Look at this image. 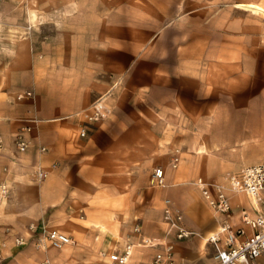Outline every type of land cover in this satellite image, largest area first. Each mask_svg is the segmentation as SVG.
Returning <instances> with one entry per match:
<instances>
[{
	"label": "crops",
	"instance_id": "1",
	"mask_svg": "<svg viewBox=\"0 0 264 264\" xmlns=\"http://www.w3.org/2000/svg\"><path fill=\"white\" fill-rule=\"evenodd\" d=\"M99 98L101 118L86 122ZM0 138L3 252L7 237L45 226L73 242L45 239L36 263L91 264L130 241L131 264L168 242L174 264H215L206 238L220 222L240 224L242 210L264 214L262 200L231 192L230 213H216L191 183L196 168L170 162L179 149L212 175L264 159V0H0ZM158 166L165 183L150 185ZM166 198L196 234L176 239Z\"/></svg>",
	"mask_w": 264,
	"mask_h": 264
},
{
	"label": "built area",
	"instance_id": "2",
	"mask_svg": "<svg viewBox=\"0 0 264 264\" xmlns=\"http://www.w3.org/2000/svg\"><path fill=\"white\" fill-rule=\"evenodd\" d=\"M30 90L21 92L18 98L31 96ZM105 108L102 99H97L91 104L90 110L84 112V120L86 122H94L101 118L102 108ZM36 121V119H32ZM29 125L22 127V131L16 136V147L18 150H24L29 145V140L22 133L30 131ZM84 128L81 129L80 135L85 136ZM1 142V138H0ZM45 150L44 147L41 148ZM181 157L179 149H176L171 159L170 166L176 168L180 163ZM38 180H42L47 176V172L41 168H37L34 172ZM150 182L153 185H163L165 183L164 168L158 166L154 169ZM194 185L200 190L202 197L216 213L229 214L231 211V192L244 193L255 203L262 200L264 205V162H255L243 166L237 174L226 176L224 182H215L208 180L202 176H198L194 180ZM9 195V187L5 182H0V201ZM163 219L175 229L176 239L187 238L192 235V230L186 228L183 224L182 214L175 212L171 200H164ZM241 223L234 224L231 220L220 222L217 231L210 234L207 239L213 243L216 251L213 256L215 264H255L256 260L264 257V214L252 215L246 210L241 211ZM245 226L252 229V234L247 235ZM44 238L55 248L73 242V238L56 229L41 226ZM29 229H37V224L30 223ZM134 231H139V226H134ZM17 245L25 243L22 235L14 237ZM133 254V244L128 241L121 250H113L111 252H102V256L108 258L112 264H131ZM1 257V252H0ZM37 264H51L48 259L39 261ZM149 264H174V244L168 242L163 249L156 252Z\"/></svg>",
	"mask_w": 264,
	"mask_h": 264
},
{
	"label": "rangeland",
	"instance_id": "3",
	"mask_svg": "<svg viewBox=\"0 0 264 264\" xmlns=\"http://www.w3.org/2000/svg\"><path fill=\"white\" fill-rule=\"evenodd\" d=\"M32 94H33V92H32ZM32 94H31V96H32ZM171 129L174 130L175 128L173 127ZM255 162H264V159L254 161V162H250V163H246L245 165L255 163ZM207 163L208 162L206 160H202V161L194 160V161L188 162V160L182 158L179 166L181 164H183L184 167H186L188 169L196 168V170H197L196 176H198V175L206 176L207 178L209 177L211 180H213L215 182H220V181L224 182L226 176H228V175L233 176V175L237 174V172L243 167V166L238 167L240 164H238V163L236 164L235 160L233 159V160H231L229 165H227V166L224 165V167L222 168V173H220V174L215 173V174L210 175L209 173L206 172L208 169ZM193 180L191 181V183L194 187H196L194 185ZM150 185H153V184L150 182ZM8 198H9V195L7 196L6 199H4L2 201L7 200ZM171 203H172V200H171ZM163 208H164V206H163ZM174 211L182 214V212L179 210L174 209ZM162 216H163V210H162ZM182 216H183V214H182ZM162 220H163V217H162ZM0 229H1L0 232H2V225H0ZM38 229L39 230L37 233L35 232V233L26 234V236L24 237L25 243L22 245L15 244L14 236L12 239L7 237L6 241H7L8 246L6 247V249L8 251H7V253H5V252H3V250L0 249V252H1L0 264H37L38 262L36 263V261H38V259L40 258V253H42L46 248H48V246H50L44 238L43 229L40 227H38ZM29 230L32 231L31 229H29ZM194 234H196V232H192V235H194ZM177 240H179V239H177ZM206 240H207V242H209L207 238H206ZM0 247H1V244H0ZM75 253L78 254V255H75V256H77V259H80L79 253L78 252H75ZM99 258H101V260H99ZM89 259H90L89 262L91 264H108V263H105L104 261H102L103 258H102V256L99 255V253H98V255L89 257ZM77 264H80V263H77Z\"/></svg>",
	"mask_w": 264,
	"mask_h": 264
},
{
	"label": "bare ground",
	"instance_id": "4",
	"mask_svg": "<svg viewBox=\"0 0 264 264\" xmlns=\"http://www.w3.org/2000/svg\"><path fill=\"white\" fill-rule=\"evenodd\" d=\"M237 6L244 8V9L254 11V12H259L260 10H262V8L260 6H258L257 4H254V3H240V4H237Z\"/></svg>",
	"mask_w": 264,
	"mask_h": 264
}]
</instances>
